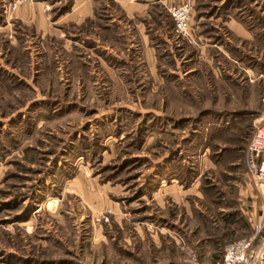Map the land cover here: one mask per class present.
<instances>
[{"label": "rangeland", "instance_id": "1", "mask_svg": "<svg viewBox=\"0 0 264 264\" xmlns=\"http://www.w3.org/2000/svg\"><path fill=\"white\" fill-rule=\"evenodd\" d=\"M9 1L0 264H223L225 245L253 237L264 194L246 155L264 121V0H131L129 40L100 61L86 48L106 39L110 14L125 22L114 0L55 25L63 36L13 21ZM184 2L192 43L168 12ZM73 3L22 4L56 20Z\"/></svg>", "mask_w": 264, "mask_h": 264}, {"label": "crops", "instance_id": "2", "mask_svg": "<svg viewBox=\"0 0 264 264\" xmlns=\"http://www.w3.org/2000/svg\"><path fill=\"white\" fill-rule=\"evenodd\" d=\"M114 2H117L124 11L123 21L125 22L122 23L120 20L118 23L116 21L114 14H110L108 18L111 16L112 18H109L108 20L109 23H107L108 27L110 28L107 30L108 34L106 39L105 40L101 39L98 32L97 34L93 35L94 37H92L90 41L92 45L87 46L86 52L94 56V58H96L98 61H100V59L103 56L111 59L115 58L116 57L114 51V45L116 44L115 42L120 39L129 40L127 37L130 36L131 34L130 31L131 28L129 26L130 21H126L125 19V17L131 18L132 16L133 9H132L131 0H114ZM100 4H101V0H74V3L71 5L70 9L67 10L64 14L60 15L56 20H52L50 14L44 11L43 4L32 7H28L24 4H20L13 15V18H15L13 19V21H17V22L26 21L28 23L38 22V24L41 25V27L44 29L47 26L46 32L48 35L58 36L59 34V36L60 35L63 36V32L60 30L59 33V29L56 27L58 24L62 23L68 25L69 23L74 22L76 25L80 26L85 22H87V19L94 20L93 18L96 17L97 12L99 11ZM92 24H95L94 21H92ZM142 31H143L142 34L140 32L141 35L140 42L143 47H146L149 44V42L147 36L145 38V33L143 28ZM3 35H7L9 37L12 36L10 32V28H8V23L5 24L4 26H0V36ZM86 38L89 37L86 36ZM81 42L83 43L85 42V39H83L82 35H81ZM147 49H148L147 52H149L148 53L149 57L150 59H152L151 56L152 51L149 47H147ZM152 65H154V63Z\"/></svg>", "mask_w": 264, "mask_h": 264}, {"label": "built area", "instance_id": "3", "mask_svg": "<svg viewBox=\"0 0 264 264\" xmlns=\"http://www.w3.org/2000/svg\"><path fill=\"white\" fill-rule=\"evenodd\" d=\"M34 1L36 0H11L6 6V11H14L20 4ZM47 8H49L48 5ZM168 12L177 35L192 43L194 37L190 25V3L171 5L168 7ZM246 162L264 194V121L255 127L248 141ZM253 229V237L238 239L225 245L223 264H264V224L256 223Z\"/></svg>", "mask_w": 264, "mask_h": 264}]
</instances>
